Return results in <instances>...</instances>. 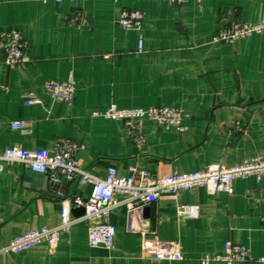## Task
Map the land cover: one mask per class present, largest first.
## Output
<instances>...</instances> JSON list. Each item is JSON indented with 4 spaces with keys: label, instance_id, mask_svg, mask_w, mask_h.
I'll list each match as a JSON object with an SVG mask.
<instances>
[{
    "label": "crops",
    "instance_id": "1",
    "mask_svg": "<svg viewBox=\"0 0 264 264\" xmlns=\"http://www.w3.org/2000/svg\"><path fill=\"white\" fill-rule=\"evenodd\" d=\"M129 8L143 11L139 30L114 22ZM74 11L84 23L69 22ZM221 14L256 23L264 19V0H0V28L21 29L29 56L7 67L0 53V150L51 149L55 139L66 137L83 147L78 165L99 178L107 167L120 176L132 168L160 176L264 160V33L233 45L212 44ZM48 80L73 83L72 102L43 95L41 104L24 105V95L39 94ZM111 105L180 108L184 129L144 120L145 145L137 147L121 122L93 116ZM14 120L24 121L25 129L12 130L8 123ZM39 178L20 163L3 165L0 249L30 230L58 225L61 201L74 209L72 182ZM91 189L85 185L80 194L88 197ZM180 206L197 208L181 216ZM263 217L264 176L236 178L231 193L198 187L161 193L141 208L116 206L108 217L116 230L111 249L91 247L87 226L78 224L60 235L56 248L0 252V264H200L228 244L248 247L256 259L264 256ZM146 240L178 243L183 259L144 257Z\"/></svg>",
    "mask_w": 264,
    "mask_h": 264
},
{
    "label": "built area",
    "instance_id": "2",
    "mask_svg": "<svg viewBox=\"0 0 264 264\" xmlns=\"http://www.w3.org/2000/svg\"><path fill=\"white\" fill-rule=\"evenodd\" d=\"M47 1V0H42ZM59 3L61 0H53ZM171 4L180 5L187 0H164ZM143 11L140 9H123L114 20L115 24L124 30H139L142 26ZM85 18L79 11H74L69 22L80 25ZM264 33V19L256 23H237L228 16L220 15L218 30L210 42L219 45H233L234 43L252 36ZM141 49L139 48V51ZM0 53L3 54L7 67L21 65L29 61L26 52L24 36L21 29L16 27L0 28ZM43 95L50 99L69 104L74 98V85L71 82L48 80L42 85L38 93L24 95V105H39L43 102ZM93 116L119 121L124 127L125 134L132 139L137 147L145 145L142 134V121L148 120L166 129L176 128L182 131V121L185 114L182 109L168 106H154L148 108L120 109L114 105L103 112H95ZM12 130L25 129L24 121H9ZM82 145L66 138L55 139L51 149L25 150L20 147H7L0 150V172L3 165L20 163L35 174L46 175L52 182L60 178L72 182L76 193L72 199V208L84 209L80 216L71 215V205L61 201L60 222L54 227L33 229L12 238L0 249V252L18 254L37 245L45 244L50 249L60 243V235L69 233L74 225L87 226V241L91 247L101 246L106 249L113 247L116 234L115 227L108 222L113 208L125 205L128 209L141 208L155 203L161 193L176 195L180 191H193L198 187L206 189L207 193L218 191L231 193L232 182L236 178L264 176V160L258 158L245 159L233 165L211 164L205 169L190 173H170L160 176L150 174L145 170L130 169V174L120 176L114 167H107L102 178L96 177L78 165L77 153ZM91 185L88 197L80 194V189ZM116 196H122L121 200ZM196 206H180L181 216H192ZM264 225V217L262 218ZM143 256L156 261H180L183 259L181 247L175 242L146 240L143 245ZM220 262L223 264L256 262L264 264V256L254 259L248 247L244 245L228 244L223 253L214 256H204L200 264Z\"/></svg>",
    "mask_w": 264,
    "mask_h": 264
},
{
    "label": "water",
    "instance_id": "3",
    "mask_svg": "<svg viewBox=\"0 0 264 264\" xmlns=\"http://www.w3.org/2000/svg\"><path fill=\"white\" fill-rule=\"evenodd\" d=\"M37 175L40 177L39 179H42L44 182H48L49 181L48 176L41 175V174H37ZM50 184L52 185V183H50ZM71 212H72L73 216L77 217V216H80V215H82L84 213V209L82 207L76 208V209L74 208V209H72Z\"/></svg>",
    "mask_w": 264,
    "mask_h": 264
}]
</instances>
